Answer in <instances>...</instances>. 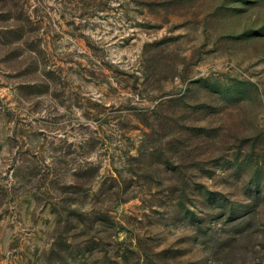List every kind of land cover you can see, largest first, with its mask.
<instances>
[{
    "label": "rangeland",
    "instance_id": "374dc122",
    "mask_svg": "<svg viewBox=\"0 0 264 264\" xmlns=\"http://www.w3.org/2000/svg\"><path fill=\"white\" fill-rule=\"evenodd\" d=\"M0 264H264V0H0Z\"/></svg>",
    "mask_w": 264,
    "mask_h": 264
}]
</instances>
